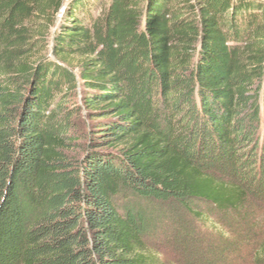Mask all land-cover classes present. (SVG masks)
Here are the masks:
<instances>
[{
  "label": "trees",
  "instance_id": "trees-1",
  "mask_svg": "<svg viewBox=\"0 0 264 264\" xmlns=\"http://www.w3.org/2000/svg\"><path fill=\"white\" fill-rule=\"evenodd\" d=\"M202 239L264 264V2L0 0V264Z\"/></svg>",
  "mask_w": 264,
  "mask_h": 264
},
{
  "label": "rangeland",
  "instance_id": "rangeland-1",
  "mask_svg": "<svg viewBox=\"0 0 264 264\" xmlns=\"http://www.w3.org/2000/svg\"><path fill=\"white\" fill-rule=\"evenodd\" d=\"M62 14H63V10L57 16L58 22L56 23V26L53 28V30H52L53 32L58 28V26L60 24V21L62 19ZM199 229L201 231H206V229L208 230V232L210 230L212 231V228L209 225H207V226H200L199 225ZM203 240L204 239H202L200 242L197 241L198 243H196V244L195 243H191L190 247H188V248L185 247L187 249L180 248V249H177V250L176 249L165 250L161 255L165 256V259H166L168 264H183V261H186V260L190 259V256L192 255V253L194 251H197V252L201 251L202 252L204 250L205 247L203 246V242H204ZM193 242H195V241H193Z\"/></svg>",
  "mask_w": 264,
  "mask_h": 264
},
{
  "label": "built area",
  "instance_id": "built-area-1",
  "mask_svg": "<svg viewBox=\"0 0 264 264\" xmlns=\"http://www.w3.org/2000/svg\"><path fill=\"white\" fill-rule=\"evenodd\" d=\"M261 1H263V2H264V0H261Z\"/></svg>",
  "mask_w": 264,
  "mask_h": 264
}]
</instances>
